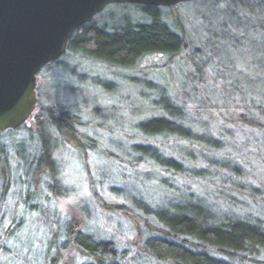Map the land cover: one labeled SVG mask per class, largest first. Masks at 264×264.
<instances>
[{"label":"rangeland","instance_id":"374dc122","mask_svg":"<svg viewBox=\"0 0 264 264\" xmlns=\"http://www.w3.org/2000/svg\"><path fill=\"white\" fill-rule=\"evenodd\" d=\"M225 3L193 0L173 7H163V19L169 24L174 23L173 19L178 20L180 31L187 40V48L183 47L181 53L173 59V64L167 61L169 59L166 56L150 55L129 69H121L105 67L64 53L58 59L59 63H50L38 73L35 89L38 104L33 114L38 112V107H63L73 111L84 123L88 134L95 138L99 148L94 151L86 149L83 154H78L71 147L61 146L56 150L55 159L62 168L63 183L77 191L83 199L85 210H66L62 203L32 200L34 204L41 205L33 211L30 209L29 218L17 216L18 226L11 231L10 236L3 237L0 232V264H47L46 261L51 264L54 252L50 246L51 243L53 245L50 220L54 223V217L56 219L58 216L62 223L71 217L83 224L84 230L95 239L112 242L120 255L116 261L119 264H168L151 259L142 250L139 235L142 228L138 227L143 223V219L138 210L129 207L132 206L133 197L155 207L159 201L169 202L175 191L180 194L186 191L198 195L206 205H216L225 210L229 209L227 205H230L225 202L228 199L224 197L226 193H230V182L244 186L243 190L249 186L255 187L258 190L257 196L264 193V180L257 177L259 173L256 166L249 173L247 168L243 169L237 165L231 180H226L216 172L223 161L237 164L236 161L241 158L239 160L242 162L248 159L256 162V156L247 153V150L243 153L228 146H224L219 157L213 158L208 156V149H200L203 152H199L193 150L191 145H173V142H169V145L174 146L175 150L172 151H176L185 167L198 170L208 166L206 180H201L197 185L194 184L192 176L183 175L178 179L174 176L176 179H172L167 175L160 176L157 170L143 166L139 169L140 175L126 170L125 179L117 177L116 163L125 164L130 159L125 153L130 143L134 142L132 137H129L135 133L133 124L149 115V101L151 97H155L154 91L148 88V81L169 88L170 94H174L173 96L184 104L192 117L195 111H208L212 114V106L218 103L228 108H232L236 100L245 104L249 102L248 95H252L264 108V72L261 70L264 66V55L261 53L264 40L253 30L257 19L244 8L233 15ZM122 5L126 4L108 5L94 19L111 26L126 19L138 21L143 18L133 7ZM221 29L230 37H238L237 42L227 40L214 49L215 51H211L208 45L202 46L201 42L205 43L208 32H218ZM201 59L206 61L203 71H200V74H191L189 69L194 61ZM211 68L216 70L212 72ZM214 75L218 78L213 79ZM211 83L215 85L212 86ZM230 84L236 90L231 94L224 92L221 99L217 88L221 85H227L229 88ZM200 100H204V104L201 105ZM202 117L206 118L204 114ZM31 121L28 119L20 129L14 130L13 135L5 134L6 131L1 132V177V169L5 165L10 166L12 171L18 158L25 161L34 141L38 139L36 134H29L27 131ZM194 127L195 130L207 132L203 127ZM162 140L166 139L159 140V143ZM236 140L243 141L241 136L236 137ZM221 157L227 160L222 161ZM245 164L247 165L246 162ZM185 173L193 175L187 169ZM20 174H24L21 166L15 176ZM253 174L256 176L253 177ZM160 177L165 178L166 184L163 186L169 188L171 193L159 190ZM92 192L96 200L109 203L111 206L108 208L113 210H100ZM232 196L234 199L229 200L235 205H232L234 207L229 211L235 218H244L246 214H250L249 220H259L260 225L264 227L262 205L252 207L244 194L233 192ZM10 201V207L18 206L17 214L25 208L18 196ZM32 202H28V205ZM7 205L9 206V202ZM41 208L47 211L49 222L43 218L33 219L37 214H42L39 213ZM54 237H57L56 244L61 248L65 237L61 234ZM58 258H55L57 261L52 264H83L88 260L70 243ZM252 262L264 264V255Z\"/></svg>","mask_w":264,"mask_h":264},{"label":"trees","instance_id":"16d2710c","mask_svg":"<svg viewBox=\"0 0 264 264\" xmlns=\"http://www.w3.org/2000/svg\"><path fill=\"white\" fill-rule=\"evenodd\" d=\"M213 1L226 2L233 15L244 8L257 19L253 30L264 40V0ZM122 6L133 7L143 18L138 21L126 19L111 26L93 19L74 31L64 55L70 54L105 67L121 69H129L142 58L150 55L166 56L169 59L167 61L173 64V59L181 53L183 47L187 46V40L179 28V21L173 19L172 24L166 22L162 14L163 7L133 4ZM237 38L230 37L221 29L218 32H208V42L205 39V43L202 41L201 44L208 45L211 51H215L214 49L225 41L237 42ZM261 53L264 55V46ZM209 62L210 59L208 66ZM55 63H59V60L53 64ZM205 63L203 59L194 61L189 69L190 73L200 74ZM210 70L213 72L216 69ZM261 70L264 72V66ZM217 78L214 75L213 79ZM102 85L106 86L105 83ZM147 85L154 91L155 97L150 98L149 115L133 124L135 133L129 137H132L134 142L130 143L125 153L130 159L125 164L116 163L117 177L125 179L126 170L140 175L139 169L143 166L157 170L160 176L167 175L172 179L181 178L183 175L192 176L196 185L201 180L205 181L208 166L198 170L185 167L176 151H172L175 150L174 146L169 145V142H173V145L176 143L191 145L193 150L199 152H203L200 149H208V156L211 155L213 158L219 157L224 146L234 148V151L239 149L238 151L243 153L247 150V153L256 156V162L248 159L245 161L246 165L239 158L237 164H233L230 161L224 162L223 160L227 158L221 157L223 163L216 172L226 180H231L237 165L243 169L247 168L246 171L249 173L256 166L259 173L257 177L264 180V108L260 102L252 98V95H248L249 102L245 104L241 101V105L236 100L233 102V107L228 108L218 103L212 106L214 108L212 114L208 111L205 112L208 114L195 111L192 117L191 114L189 116L184 104L179 102L174 94H170L169 88L157 85L153 81H148ZM211 85L215 84L211 83ZM235 90L232 84L229 88L227 85L217 88L221 99L224 97V92L228 91L231 94ZM204 102L200 100L201 105ZM37 109L38 112L29 118L32 121L27 131L29 134H36L38 139L34 141L27 158L25 161L18 158L12 171L10 166L6 165L1 169L3 175L2 177L0 175V232L3 237L10 236L11 231L18 226L17 216L29 218L30 209L33 211L41 205L34 204L32 200L62 203L66 210H85L83 199L77 191L63 183L62 168L55 159V152L64 146L75 149L78 154H83L86 149L89 151L98 149L97 141L88 134L84 123L73 111L54 106ZM203 114L206 118L202 117ZM194 126L203 127L207 132L195 130ZM15 131L8 130L5 134L13 135ZM238 136H241L243 141L236 140ZM161 139L166 140L159 143ZM19 147L21 148V145ZM238 156L241 157L239 153ZM15 159H17L16 155ZM121 159L125 160V158ZM20 166L24 174L16 177ZM186 169L193 175L184 174ZM252 176L255 177L256 174ZM159 184L160 191L171 193L169 188L163 186L166 184L164 177H160ZM230 184H232L230 193L224 196L228 199L225 202L230 205H227L229 209L225 210L216 205H206L198 195L186 191L181 194L175 191L169 202L159 201L155 207H151L140 198L133 197L132 206L129 207L141 213L143 223L138 228H142L141 232L139 230V235L145 254L153 260L168 264H254L252 261L264 255V227L260 225L259 220L258 222L256 219L249 220L250 214H246L244 218L239 216L235 218V215L229 211L235 203L229 198L234 199L233 192L244 194L252 207L257 204L264 207V193H260L258 197L256 195L258 190L253 186L243 190L244 186H240L237 182ZM16 196L25 206L19 214H17L18 206L10 207V199ZM93 198L100 210H107L111 206L109 203L96 200L95 196ZM28 202L32 203L28 205ZM108 210L113 209L108 208ZM39 213L42 214H37L33 219L43 218L44 221L49 222L47 211L41 208ZM60 220L59 216L56 219L54 217V223L50 220L53 231V245L51 243L52 248H50L54 252L52 263L57 261L55 258L60 257L61 251L67 249L70 243L83 258L88 259L83 264H119L116 261L120 255L112 242L95 239L92 234L84 230L83 224L71 217L63 220V223ZM58 234L65 237L61 245L62 249L56 244L57 237H54Z\"/></svg>","mask_w":264,"mask_h":264},{"label":"water","instance_id":"95a60500","mask_svg":"<svg viewBox=\"0 0 264 264\" xmlns=\"http://www.w3.org/2000/svg\"><path fill=\"white\" fill-rule=\"evenodd\" d=\"M193 0H0V132L20 128L37 104L38 73L65 52L74 31L106 6L173 7Z\"/></svg>","mask_w":264,"mask_h":264}]
</instances>
